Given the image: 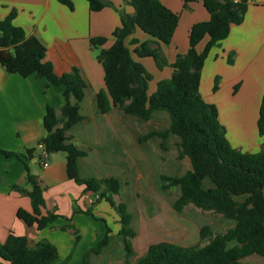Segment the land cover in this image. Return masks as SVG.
Wrapping results in <instances>:
<instances>
[{
    "label": "trees",
    "instance_id": "trees-1",
    "mask_svg": "<svg viewBox=\"0 0 264 264\" xmlns=\"http://www.w3.org/2000/svg\"><path fill=\"white\" fill-rule=\"evenodd\" d=\"M73 9L72 0H57ZM90 11H98L112 6L107 0H86ZM132 13L119 10L120 25L112 31L113 43L104 48L106 37H91V44L98 49L97 61L103 69L105 89L95 94L98 111L108 113L118 108L126 115L146 121L156 111H164L169 118L168 127L162 130H150L142 140L160 137L165 140L169 134L179 139V155L187 157L190 169L179 176H161L168 186H177L179 195L173 202V209L180 212L184 206H194L221 214L233 221V225L223 233L212 235L208 225L199 229V239L208 238L204 245L181 246L176 243L159 241L150 243L145 253L138 258L137 264H251L242 261L256 254L264 257V93L261 96L256 119L258 134L262 137L259 151L245 152L231 146L226 129L218 118V109L214 103L206 102L199 91L201 71L210 49L225 39L232 24L243 21L247 1L232 0H183V7L189 2L201 1L209 18L191 25L188 32V47L184 53H178L173 62L171 75L156 81L155 89L148 92L149 82L153 79L144 65L135 60L138 57H152L156 66L162 68L168 62L161 50V44L168 45L178 25L179 13L166 7L161 0H125ZM15 12L0 18V64L9 73H18L24 77L34 75L45 78L49 85H62L64 103L57 113L54 106L47 104L42 118L45 131L39 145L50 153H65L66 176L85 190L99 192L100 197L115 208L120 216L125 254L132 252L128 236L135 233L129 227L130 214L124 203L115 202L106 196L108 191L116 193L119 180L110 176L103 179L81 177L79 159L86 152L75 145L66 131L80 123L84 116L80 113V103L87 86L76 67L57 75L51 62L44 61L46 47L33 35L27 36L22 27L12 23ZM147 34L150 39L140 41L133 37L136 29ZM205 36L208 39L201 51L196 45ZM130 37L126 43V38ZM131 46V47H130ZM231 63V56L227 57ZM218 78V76L216 77ZM216 80V79H215ZM237 89V85L234 86ZM217 89L216 83L213 90ZM23 158L31 157L35 148H27ZM6 157H15L25 165V180L30 185L25 189L12 184L10 189L25 194L30 199L31 210L19 208L18 218L27 225H35L40 230L52 224L59 214L46 210L43 188L29 168L21 154L0 149ZM101 186L105 188L101 189ZM98 198L95 203H98ZM97 218L91 207L73 208ZM71 226L65 224L59 229ZM105 230L95 246L82 256L80 264H89V255H98L109 243L111 229L104 223ZM74 229V248L79 233ZM59 259L57 247L47 239L28 246L26 236L9 232L0 242V264H64Z\"/></svg>",
    "mask_w": 264,
    "mask_h": 264
},
{
    "label": "crops",
    "instance_id": "crops-1",
    "mask_svg": "<svg viewBox=\"0 0 264 264\" xmlns=\"http://www.w3.org/2000/svg\"><path fill=\"white\" fill-rule=\"evenodd\" d=\"M107 1L112 6L90 11L86 0H72L73 9L57 0H0V18L7 17L12 11L15 12L12 23L22 27L27 36H36L44 44L46 47L44 61L51 62L55 74L66 73L72 67L79 69L87 84L80 103V113L84 119L68 129L66 135L78 147L83 144L88 149L86 157L89 156L92 146L98 144L94 139L97 140L101 134L106 136L107 133H119L117 123L133 118L120 112L118 108H112L108 113L102 114L94 102L95 94L100 89H105V85L102 66L96 59L98 49L91 44L90 38L106 37L107 40L102 47L108 48L113 43L112 31L120 25L119 10L133 12V8L125 0ZM161 2L179 13L178 25L170 43L161 44L168 63H171L177 53L186 51L191 25L207 20L209 14L201 1L189 2L185 8L183 0ZM132 36L140 41L150 39L138 28ZM129 39L130 37L126 38L125 42L127 43ZM207 39L208 36H205L197 43V51L203 49ZM132 56L143 63L144 59L148 58L135 54ZM228 56L233 59L232 64L227 62ZM157 72L167 78L171 75L172 68L165 66L162 71ZM206 74H210V78L219 75L224 85L238 82L240 84L238 94L248 90L249 94H246L245 100L256 101V121L260 99L264 93V0H248L243 21L240 24H232L228 36L208 52L201 71L199 91L202 98L211 103L213 96L209 90L212 78L209 86L205 88ZM156 81L150 90L155 89ZM46 83L45 78H36L34 75L24 77L18 73H9L0 64V149L17 152L21 154V159H24L25 150L35 148L31 157L24 159L25 163L29 172L36 176L43 188L46 210L59 214L52 224L40 230L36 229L35 225H27L17 217L16 212L19 208L31 210L29 197L10 189L12 184L25 189L30 188L25 180V165L23 161L15 157H6L0 152V242L4 241L9 232H13L26 236L30 247L41 239H47L59 250L66 242L65 248L72 246L73 228H76L80 235H84L88 233V227H94L93 224L99 222L87 214L73 212V208L87 209L100 203L94 206L97 194L85 190L82 185L75 184L67 178L64 152L50 153L47 158L48 165L45 167L37 159L40 153L39 141L45 134L42 125L45 107L50 104L59 113L64 103L62 96L64 87L46 86ZM88 92L89 110L82 113ZM115 111L122 114L116 116L113 114ZM218 118L221 122L219 112ZM65 224L71 227L66 230L59 229V226ZM104 230L103 224L102 235ZM93 231L94 229L89 233ZM242 261L264 264V257L252 254Z\"/></svg>",
    "mask_w": 264,
    "mask_h": 264
},
{
    "label": "rangeland",
    "instance_id": "rangeland-1",
    "mask_svg": "<svg viewBox=\"0 0 264 264\" xmlns=\"http://www.w3.org/2000/svg\"><path fill=\"white\" fill-rule=\"evenodd\" d=\"M141 63L154 79L149 82L150 88L148 86L149 92H151L150 89L152 86L154 87V81L158 80L159 77L164 78L157 70L162 71L165 66H169V63L158 68L152 57L145 58L144 63ZM217 76L218 78H216ZM204 77L205 88L209 86L212 78L209 90L210 95L213 96L211 103L217 105L222 118L221 124L226 129V136L231 146L245 152L259 151L263 139L258 134L255 118H253V132L250 134V139L247 138L246 140L249 135L248 129L246 136H244L246 133L243 137L238 135L245 132V130L241 131V126L246 128V123L251 120L249 118L243 121L248 115L245 112H249L248 109H250L246 107V103L250 100H245L246 94H249L248 90L238 94L240 86L238 82L232 85H224L219 75H213L210 78V74H206ZM215 83L217 89L214 91ZM235 85H237L236 90H234ZM86 94L82 113L89 110V92ZM252 102L256 104V101ZM253 108L256 109V106ZM120 112L115 111L113 114L118 116L117 114ZM250 112L252 113V111ZM253 112L256 115V110ZM241 117L245 118L240 120ZM239 122L242 125H239ZM168 123L169 118L164 111L154 112L152 117L146 121L135 116L126 121L122 120L117 123L119 133L108 131L112 133H107L106 136L101 134L97 140L94 139V142H98V144L92 146L89 156L79 159L81 177L103 179L113 176L119 180L118 191L116 193L108 191L106 196H109L115 204H125L126 211L130 214L129 227L135 235L127 237L132 250L127 256L124 250L123 236L119 233L121 228L120 216L115 208L105 201V197H100L99 192H97L94 202L99 198L98 203L100 204L91 207V209L93 214H97V216L95 215L97 218H103L104 222L97 220L99 222L94 223V227L87 228L88 233L84 235L79 233V239L74 248L71 245L69 248H65L67 242L62 244L59 250L57 248L59 259L62 261L71 254L64 264H80L83 254L101 239V228L104 223L111 229L109 243L98 255L90 253L89 264H137L138 258L145 253L150 243L167 241L181 246L193 244L202 246L208 242V238L199 239L201 226L208 225L212 235H214L225 232L233 225V221L225 219L221 214L202 210L191 203L184 206L180 212L173 209L172 205L179 195V188L166 185L167 181L162 180L161 176L184 174L190 169L189 160L187 157L179 155V139L173 134H169L165 140H161L160 137L142 140L143 135L150 130L165 129L168 127ZM80 148L87 154L88 149L83 144ZM104 188L101 186L100 190ZM98 203H95L94 206ZM92 229L96 232L93 231L90 234L89 231ZM84 231L85 229H83V233ZM71 235L74 237L73 234Z\"/></svg>",
    "mask_w": 264,
    "mask_h": 264
},
{
    "label": "bare ground",
    "instance_id": "bare-ground-1",
    "mask_svg": "<svg viewBox=\"0 0 264 264\" xmlns=\"http://www.w3.org/2000/svg\"><path fill=\"white\" fill-rule=\"evenodd\" d=\"M250 103H251V104H250ZM252 103H253V104H252ZM254 103H255V102H252V101H251V102L249 101L248 103H246V104L248 105V106L246 105V107L250 108V109H248L249 112H247V111L245 112V113H247L248 115L245 116L246 118H245V117H243V118L241 117V119H240V120H242V119L245 118V119L243 120V121H245V120H248L249 118H251V120H250V121L248 120V123H246V128H244L243 126H241V127H242L241 131H244V130H245V132H242L243 134L241 133V131H239V130H240V127L238 126V127H239V128H238V129H239L238 131H239V133L242 134V135L238 134L239 137H243V135H244L245 133H246V134H245L244 136H246V135L249 133L248 137H246V140H247V138L250 139V134L253 132V130H252V129H253V124H254V123H253V122H254L253 118H255V116H256V115H255V112H253V111L256 110L255 108H253V107L256 106V104H254ZM250 106H252V107H250ZM245 110H246V109H245ZM250 111H252V113H251ZM251 115H252V116H251ZM252 120H253V121H252ZM249 123H250V124H249ZM252 123H253V124H252ZM240 124H241V123L239 122V125H240ZM241 125H242V124H241ZM243 125H244V124H243ZM250 125H251V126H250ZM247 129H248L250 132H249ZM236 130H237V129H236ZM246 131H248V133H247ZM237 133H238V132H237ZM244 138H245V137H244ZM248 141H249V140H248ZM246 142H247V141H246Z\"/></svg>",
    "mask_w": 264,
    "mask_h": 264
},
{
    "label": "built area",
    "instance_id": "built-area-1",
    "mask_svg": "<svg viewBox=\"0 0 264 264\" xmlns=\"http://www.w3.org/2000/svg\"><path fill=\"white\" fill-rule=\"evenodd\" d=\"M232 1L233 2H240L243 0H232ZM245 1H248V0H245ZM39 147H40V153L38 155V160L41 162L42 166L45 167L48 165L47 158H48L49 153L44 149V147L42 145H40Z\"/></svg>",
    "mask_w": 264,
    "mask_h": 264
}]
</instances>
